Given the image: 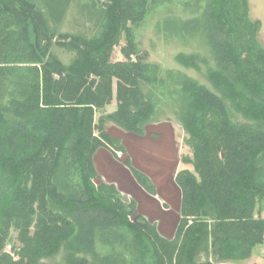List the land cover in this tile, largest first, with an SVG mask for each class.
Segmentation results:
<instances>
[{
    "label": "trees",
    "instance_id": "16d2710c",
    "mask_svg": "<svg viewBox=\"0 0 264 264\" xmlns=\"http://www.w3.org/2000/svg\"><path fill=\"white\" fill-rule=\"evenodd\" d=\"M42 1L0 0V264H49L40 258L62 248L65 264H214L248 257L264 238V217L255 215L264 200V47L248 0H206L200 17L179 30L202 29L217 63L208 73L217 92L180 79V117L195 172L175 177L182 201L172 237L94 164L100 147L124 151L108 123L144 134L155 114L148 89L164 80L158 65L137 55L134 37L151 0H132L129 11L130 0L107 1L102 29L90 40L51 26ZM122 37L124 59L114 61ZM55 45L74 50L73 62L64 64ZM198 58L179 56L196 67ZM113 99L116 109L96 120ZM231 107L247 122L235 121ZM124 163L153 193L149 177L128 157ZM12 230L20 243L13 254L6 250ZM98 243L110 250L102 253ZM210 254L214 260L201 259Z\"/></svg>",
    "mask_w": 264,
    "mask_h": 264
},
{
    "label": "rangeland",
    "instance_id": "374dc122",
    "mask_svg": "<svg viewBox=\"0 0 264 264\" xmlns=\"http://www.w3.org/2000/svg\"><path fill=\"white\" fill-rule=\"evenodd\" d=\"M107 1L109 0H50L49 2L43 0L40 5L43 6L42 8L51 26L56 27L60 32L80 35L90 40L97 36L102 29L104 12L106 11L105 3ZM131 1L126 4V11L130 10ZM206 3V0H151L143 20L134 25L137 55L141 56L147 63L158 65L160 76L164 80L163 84H156L148 89L152 92V97L156 101V111L152 122L165 124L164 128L169 127V125L173 126L175 131L171 134L175 136L177 142L173 140V143L174 146L178 147L179 160L182 163L178 172L184 169L195 172L193 164L194 148L187 142L190 133L184 127L180 117L181 98L183 96L180 79L182 76H187L217 92L208 77L209 71L217 68V63L208 41L201 31L202 29L179 31L183 21L200 17ZM248 3L251 19L261 22L258 39L264 47V0H248ZM124 45L125 40L122 37L120 43L115 47L112 56L114 61L124 59L121 54V47ZM53 52L64 64L72 63L76 57V52L66 47L55 45ZM137 55L135 54L134 57H137ZM181 55L198 56L199 58L195 62L198 67L183 64L179 60ZM116 107V100L113 99L104 110H99L96 113V120L102 114L114 111ZM231 109L235 121L247 122L239 112L232 107ZM110 149L117 158L126 160V155L123 154L126 150H116V154L115 150ZM164 153L167 154V151H164ZM166 154L164 158H167ZM120 193L128 200L132 199L125 193ZM259 211L260 215L264 217V200L262 204L257 203L255 215L259 214ZM19 245L18 234L12 230L11 240L6 250L13 254L12 250L18 248ZM98 249L102 253L110 250L108 247L102 246L101 243H98ZM64 257L65 251L62 248L54 256L40 258V261L49 264H65ZM87 257L92 261L91 256ZM207 258L214 260L211 254L208 257L201 256L202 260ZM261 261H264V238L261 243L253 246L248 257L229 262L214 260V264H255Z\"/></svg>",
    "mask_w": 264,
    "mask_h": 264
},
{
    "label": "crops",
    "instance_id": "0c3cea01",
    "mask_svg": "<svg viewBox=\"0 0 264 264\" xmlns=\"http://www.w3.org/2000/svg\"><path fill=\"white\" fill-rule=\"evenodd\" d=\"M164 126L152 122L146 125L144 134L125 131L113 123L106 126L113 137L121 139L126 150L123 154L130 159L131 166L149 177L154 186L153 193L138 182L131 168L123 159L117 158L110 147H100L96 151L94 164L104 181L115 184L120 192L130 196L138 211L156 222L163 236L172 237L181 217L182 192L175 177L182 163L178 147L173 143L175 130L172 125ZM165 154L167 158H164Z\"/></svg>",
    "mask_w": 264,
    "mask_h": 264
}]
</instances>
